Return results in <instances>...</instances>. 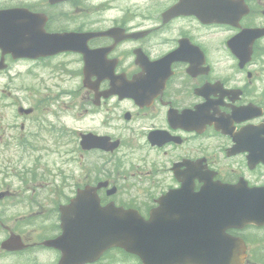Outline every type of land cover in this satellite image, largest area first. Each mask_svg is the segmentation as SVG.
Here are the masks:
<instances>
[{"label":"flooded vegetation","instance_id":"af4514ba","mask_svg":"<svg viewBox=\"0 0 264 264\" xmlns=\"http://www.w3.org/2000/svg\"><path fill=\"white\" fill-rule=\"evenodd\" d=\"M13 2L0 0V8H9L4 5ZM33 2L26 3L37 11L63 6H50L49 0ZM169 7L178 14L167 24L162 23V13L156 11H124L119 20L111 22V27L126 33H144L137 41L122 42L113 53L118 66L115 73L131 82L127 90H131L132 98L111 96L100 98L95 104L92 99L91 113L103 135L119 141L118 153L125 151L120 155L125 163L140 150L137 158L147 168V174L157 180L158 197L181 187L177 177L182 180L188 173L194 193L209 182L210 175L212 181L227 185L243 179L249 187L264 191V165L259 163L261 157L264 160V0H170ZM225 14L241 19L236 25L213 21ZM84 26L81 24V28ZM251 29L255 36L235 39ZM99 41H105L106 46L113 42H93ZM160 47L186 54L174 64L157 67L153 75L150 68L136 63L134 52L139 48L150 62H156L165 55L154 56L153 51ZM231 48L249 51V59H237ZM41 61L44 60L21 62L0 54L4 66L0 70V243L11 234L19 235V218L30 217L31 223L24 224L32 226L28 237L20 235L27 246L25 250L0 252L10 264H17L14 259L26 253L29 264H46L41 258L44 254L50 256L47 264H54L56 252L41 243L49 229L50 211H57L69 203L77 190L91 184L82 183L80 174L65 177L57 165L49 168L46 163L50 154L58 160L63 158L62 148L72 141L65 143L57 115L50 110L51 94L34 74L41 69ZM21 63L27 65L29 80L24 89L13 86L19 76L16 67ZM70 74L80 80V64ZM111 89L107 80L99 92ZM85 95L90 99L88 91ZM154 131L167 132L171 138L160 147H152L147 135ZM80 135L81 131L75 134L76 144ZM76 152L68 154L74 172L79 171L82 158L80 152L72 155ZM152 155L160 158L161 165H151ZM252 156L258 162L255 166L250 164ZM151 201L155 202L147 199L140 207L148 208ZM39 218L46 220L42 222L47 227L38 226ZM230 233L245 243L246 264H264V227L246 226Z\"/></svg>","mask_w":264,"mask_h":264},{"label":"water","instance_id":"95a60500","mask_svg":"<svg viewBox=\"0 0 264 264\" xmlns=\"http://www.w3.org/2000/svg\"><path fill=\"white\" fill-rule=\"evenodd\" d=\"M224 194L231 197L228 192ZM95 203L96 200L92 197L90 202L83 197L79 198L76 208L84 204L89 208L79 209L75 219L64 223L63 238L59 243L53 244L54 247L63 250L62 264L93 262L110 247H120L139 256L143 264H181L179 259L159 256L157 253L159 237L152 224L143 223L130 211L120 212L109 208L100 210ZM196 262H204V259ZM205 262L212 264L214 261Z\"/></svg>","mask_w":264,"mask_h":264},{"label":"rangeland","instance_id":"374dc122","mask_svg":"<svg viewBox=\"0 0 264 264\" xmlns=\"http://www.w3.org/2000/svg\"><path fill=\"white\" fill-rule=\"evenodd\" d=\"M133 1L132 0H128V1H124L122 3H109L108 0H91V4H85V6L83 7V11H91V9L94 6H91L92 4L97 6L98 8L102 6V8H100V12L99 13H103V14H95L92 15L91 17L94 18H102L103 21H111L114 17L117 16V13L122 10V8H126L127 6H129ZM138 5H142L141 1H137ZM61 26H68V25H61L58 22H55L53 24V27L55 28H59ZM72 27V26H69ZM17 71H21L24 73L25 68L24 67H18ZM48 76V75H47ZM26 83V78L24 75L20 76L19 78H17L16 80L13 81V86L15 87H19L20 85H24ZM51 86V82L48 83ZM88 125L85 126V122L82 125V128H93L94 125L87 123ZM16 134H19V131L15 132ZM73 148H70V150H72ZM86 159H88L90 161V163H94L95 162V156L93 157H85ZM54 162L60 163V160H57V156L56 155H51L48 157L47 159V164L50 166L52 165ZM71 165V164H70ZM73 166H71V168H66V170L71 173V177H73ZM92 171L98 173V168H96V166L92 165L91 166ZM128 169V168H127ZM82 171V169H81ZM80 171V172H81ZM79 171L76 170L75 171V175H79L78 174ZM116 176V175H115ZM117 177V176H116ZM80 179L81 181H85V179H87V177H82V172L80 173ZM141 191V188H139L138 192ZM122 199V197H121ZM21 224L17 223V228H19L20 230H26L28 228L25 227H20ZM32 256V255H30ZM27 257H18L17 258V264H29L27 261ZM50 256L44 254L41 256L43 263L47 264V260ZM113 264H137L133 259H123L120 256L117 258L116 257V262H114Z\"/></svg>","mask_w":264,"mask_h":264}]
</instances>
